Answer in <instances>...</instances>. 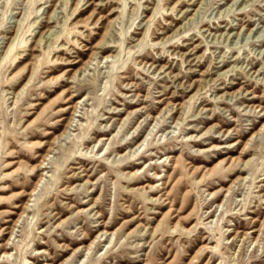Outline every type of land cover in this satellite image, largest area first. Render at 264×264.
<instances>
[{"label":"rangeland","instance_id":"obj_1","mask_svg":"<svg viewBox=\"0 0 264 264\" xmlns=\"http://www.w3.org/2000/svg\"><path fill=\"white\" fill-rule=\"evenodd\" d=\"M46 263L264 264V0H0V264Z\"/></svg>","mask_w":264,"mask_h":264},{"label":"bare ground","instance_id":"obj_2","mask_svg":"<svg viewBox=\"0 0 264 264\" xmlns=\"http://www.w3.org/2000/svg\"><path fill=\"white\" fill-rule=\"evenodd\" d=\"M116 11V10H115ZM149 21V20H148ZM218 40V39H217ZM11 45V44H10ZM14 48H15V44L13 43L12 44V46H10V48L7 50V52H6V57H8L13 51H14ZM97 55V53L96 52H94L93 53V55H92V57H94V56H96ZM112 56V55H111ZM201 59V58H200ZM89 63H91V62H89ZM89 63H87L86 65H88ZM191 64H189V66H190ZM66 71H68V70H66ZM166 71V70H165ZM188 71H190V72H192L193 70H192V67H189L188 68ZM177 77H178V75H177ZM205 82V81H204ZM203 84V83H202ZM201 85V84H200ZM200 89H202V88H200ZM199 90V89H198ZM70 90L69 89H65V90H63V92L64 93H67V92H69ZM198 93V92H197ZM239 94H242V91H239L238 92ZM235 93H232L231 94V96H233ZM226 95H228V94H226ZM230 95V94H229ZM221 97H224V95H222ZM256 96H254V98H255ZM74 99V96H70L67 100H69V101H72ZM188 101H190V100H188ZM187 101V102H188ZM77 106V104L75 105V107ZM71 107H73V106H71V105H69L68 106V108H71ZM65 109H61V110H59V111H64ZM68 112V111H67ZM184 113V112H183ZM182 114V113H181ZM182 122V121H181ZM43 163V162H42ZM39 167H41V165H39ZM36 190V189H35ZM34 192V191H33ZM105 233H107V232H105ZM3 248H4V250H5V245H3ZM5 252H9V251H5ZM47 264V263H46Z\"/></svg>","mask_w":264,"mask_h":264}]
</instances>
